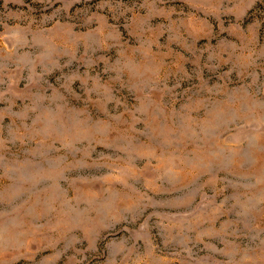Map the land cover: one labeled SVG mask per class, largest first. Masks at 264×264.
Masks as SVG:
<instances>
[{"label":"rangeland","instance_id":"rangeland-1","mask_svg":"<svg viewBox=\"0 0 264 264\" xmlns=\"http://www.w3.org/2000/svg\"><path fill=\"white\" fill-rule=\"evenodd\" d=\"M0 264H264V0H0Z\"/></svg>","mask_w":264,"mask_h":264}]
</instances>
